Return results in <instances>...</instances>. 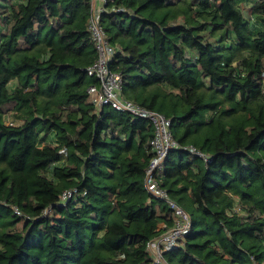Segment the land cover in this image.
<instances>
[{"label": "trees", "instance_id": "16d2710c", "mask_svg": "<svg viewBox=\"0 0 264 264\" xmlns=\"http://www.w3.org/2000/svg\"><path fill=\"white\" fill-rule=\"evenodd\" d=\"M91 12L0 0V264H152L173 226L145 189L153 126L88 92ZM100 20L120 96L179 145L158 178L192 230L167 262L264 264V0H108Z\"/></svg>", "mask_w": 264, "mask_h": 264}, {"label": "built area", "instance_id": "2783aa9c", "mask_svg": "<svg viewBox=\"0 0 264 264\" xmlns=\"http://www.w3.org/2000/svg\"><path fill=\"white\" fill-rule=\"evenodd\" d=\"M92 12L89 18L88 29L94 43L97 59L88 69V75L98 80L99 86H92L88 92L98 108L109 107L119 113L145 119L151 123L154 136L151 140V147L154 158L151 160L145 174V189L156 200L168 205V208L175 216L173 226L162 236L147 243V248L152 256V264H169L165 258L168 252L176 250L179 241L192 230V220L188 213L175 201H173L166 189L160 185L158 176L164 169V163L171 151L179 148L173 137L169 118L155 111L144 108L130 100L120 96L122 90L121 76L110 69V64L116 53L111 45L107 33L101 25V14L105 12V5L108 0H91ZM184 150L198 157L208 158L192 146L184 147ZM72 192H66L63 199L72 198ZM15 214L21 216V212L15 208Z\"/></svg>", "mask_w": 264, "mask_h": 264}]
</instances>
